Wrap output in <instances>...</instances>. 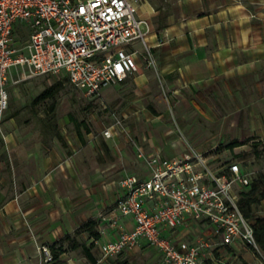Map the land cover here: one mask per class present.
I'll return each instance as SVG.
<instances>
[{
    "label": "rangeland",
    "instance_id": "1",
    "mask_svg": "<svg viewBox=\"0 0 264 264\" xmlns=\"http://www.w3.org/2000/svg\"><path fill=\"white\" fill-rule=\"evenodd\" d=\"M18 26L28 32L26 24ZM136 48L143 53L141 43ZM147 59L143 53L139 60V71L151 75L144 86L137 85L131 77L88 98L65 80L54 100L36 107L33 100L64 78L37 76L12 84L17 77L29 73L20 67L18 76L13 69L7 117L14 120L0 132V205L11 199L15 207L9 211L0 207V246L14 252L15 264H52L43 248L56 242H62L67 250L61 256V264H91L81 248L72 250L71 246L74 241L91 244V238L80 226L98 219L91 212L93 208L99 210L101 202L111 201L105 191L108 181L127 173H145L146 158L140 159V165L133 163L137 157L135 141L149 156L159 148L170 153L182 148L184 135L202 151L218 149V163L238 161L252 172L253 179L264 174V59L251 74L217 81L199 90L200 94L187 89L185 96L180 94L178 98L170 95L159 68L148 67ZM53 102L55 129L42 137V120L51 115L48 111ZM118 121L121 129L116 138H105V128ZM143 136L147 137L145 144ZM5 137L13 138L15 146L7 144ZM236 140L246 143L229 149L228 145ZM51 152L55 153L50 160ZM255 215L264 217V200L255 206ZM41 224H45L40 231L47 238L39 241L34 233ZM3 228L8 235L3 234ZM202 230L193 226L187 238H207L209 234ZM94 244L96 264H160L159 253L151 247L134 248L104 259L99 243ZM217 244L212 262L264 264L262 253L257 254L247 244L236 241L232 246H223L220 238ZM24 249L35 250L38 257H26ZM2 260L3 264H10L12 258Z\"/></svg>",
    "mask_w": 264,
    "mask_h": 264
},
{
    "label": "built area",
    "instance_id": "2",
    "mask_svg": "<svg viewBox=\"0 0 264 264\" xmlns=\"http://www.w3.org/2000/svg\"><path fill=\"white\" fill-rule=\"evenodd\" d=\"M143 1L0 0V132L10 107L8 87L14 68L18 76L20 67L29 73L12 84L37 76L66 77L75 89L94 98L137 72L143 53L147 66L155 67L151 25L138 13ZM19 23L27 25V33ZM137 43L143 45V53ZM118 129L121 121L105 128L103 135L115 138ZM183 137V151L175 157L164 156L162 150L146 156L135 142L138 159L146 158L148 177L128 174L117 183L122 194L109 219L117 225L119 217L132 216L135 225L132 230L121 229L116 239L97 241L104 259L145 242L159 253L160 264L213 261L209 239L176 245L165 236L189 220L211 225L213 237L220 238L223 246L238 241L261 253L239 203V191L250 183L252 172L238 161L218 163L213 149L202 151ZM43 249L51 260L49 247Z\"/></svg>",
    "mask_w": 264,
    "mask_h": 264
},
{
    "label": "crops",
    "instance_id": "3",
    "mask_svg": "<svg viewBox=\"0 0 264 264\" xmlns=\"http://www.w3.org/2000/svg\"><path fill=\"white\" fill-rule=\"evenodd\" d=\"M138 13L151 25L149 41L154 46L152 50L157 58L161 80L169 87L170 95H175L176 98L180 94L185 96L187 89H195L197 93L217 81L237 80L251 74L264 59V0H144L138 6ZM139 70L130 74L125 81L132 77L137 85H146L151 75ZM182 100L187 99L183 97ZM7 115L3 128L14 120L13 117L8 119ZM54 129L53 126L52 130ZM43 131L42 137L47 133L45 129ZM141 139L144 144L147 143L146 136ZM5 142L12 147L16 143L9 137H5ZM181 146L178 150L171 146L173 153L165 148L154 152L162 150L164 156L175 157L183 151V144ZM54 153L51 152L48 159L51 160ZM140 161L136 157L133 163L140 165ZM144 170V174L133 172L124 174L123 177L128 174L148 177L147 169ZM121 178L108 181L105 185V191L111 201L105 204L99 201L101 208L96 211L93 208L91 211L93 216L100 219L101 228L105 230L100 242L116 239L121 229L132 230L135 225L132 216L119 217L117 225L112 224L109 219L115 213V201L122 194L117 185ZM0 207L9 211L15 206L13 200L8 199ZM44 225L36 228V240L47 238L44 236L45 232L40 231ZM193 226H200L203 228L202 232L209 234L207 239L213 249L219 245L218 238L213 237V230L207 228V224L194 220H189L186 225L176 230L166 231L165 236L176 245L193 242L196 239L190 241L187 238ZM4 229L3 234L8 235ZM61 233L63 234L62 230ZM142 246L149 247L142 242L136 248ZM4 249L6 248L0 246V264H3L4 257H11L10 264H15L14 252ZM28 250H23L26 257H38V252ZM69 262L72 263L71 260Z\"/></svg>",
    "mask_w": 264,
    "mask_h": 264
},
{
    "label": "trees",
    "instance_id": "4",
    "mask_svg": "<svg viewBox=\"0 0 264 264\" xmlns=\"http://www.w3.org/2000/svg\"><path fill=\"white\" fill-rule=\"evenodd\" d=\"M63 80H59L55 82L54 84L47 87L38 97H36L32 105L33 107H36L41 102H45L47 100H54L57 96V94L64 88V82L69 81L68 78L63 77ZM201 92L198 91L197 94H200ZM56 110V103L53 102L49 108L48 113L51 115L46 116L45 119L42 120L43 127L46 132L53 131V114ZM81 134V132H80ZM246 142L243 140H236L231 142L228 145L229 149H235L236 147H239ZM215 154H217L218 149L214 150ZM264 187V174H260V176H257L255 179H253L251 175V180L248 185L243 187L240 191V207L242 208L244 214L246 217L250 220L253 229L254 234L257 240V243L259 245L260 251L262 255L264 256V217L263 216H256L255 215V206H258L259 203L264 200V190L262 188ZM80 229L82 231L86 232L88 236L91 238V244H80L77 241H74L71 249L76 250L78 248H81L83 255L85 258L91 263L96 264L97 259L92 253V247L95 245L94 243L97 241H100L101 239V221L100 219H90L83 223L80 226ZM69 238V237H68ZM254 249L252 246L249 247ZM49 249L52 255V264H61V256L67 251L62 242H56L49 245ZM255 250V249H254ZM256 251V250H255ZM257 254L259 252L256 251ZM206 264H228L224 262H212V260H207ZM241 264H250L246 261H242Z\"/></svg>",
    "mask_w": 264,
    "mask_h": 264
}]
</instances>
